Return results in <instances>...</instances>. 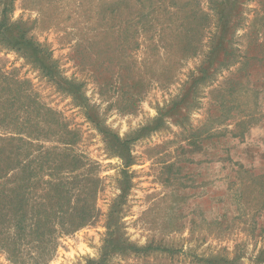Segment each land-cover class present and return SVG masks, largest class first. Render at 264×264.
<instances>
[{
  "label": "rangeland",
  "instance_id": "rangeland-1",
  "mask_svg": "<svg viewBox=\"0 0 264 264\" xmlns=\"http://www.w3.org/2000/svg\"><path fill=\"white\" fill-rule=\"evenodd\" d=\"M4 8L56 71L0 42V264H264V0Z\"/></svg>",
  "mask_w": 264,
  "mask_h": 264
},
{
  "label": "trees",
  "instance_id": "trees-1",
  "mask_svg": "<svg viewBox=\"0 0 264 264\" xmlns=\"http://www.w3.org/2000/svg\"><path fill=\"white\" fill-rule=\"evenodd\" d=\"M218 10V9H217ZM8 8H4L2 10L3 13V17L0 20V42L4 43L6 46L8 47H17L19 48L20 51L23 52V55L28 57L29 59H31L34 64L39 67L42 72H46L48 75L51 76H55V71H56V67L53 66V64H51L50 62V54L43 48H41L37 43H35V41L31 38L28 37V28H26V25L24 23L20 22H10L8 17L6 16L5 13H7ZM229 12V11H227ZM197 13V12H194ZM196 18V17H195ZM208 16L200 13L199 17L197 18V21H207ZM221 18L219 16L218 18V22H220ZM203 21L198 22L197 24L200 25L201 23H203ZM217 22V23H218ZM195 24L196 25V21L191 20L189 22V24L187 25H192ZM193 26V32H196L194 25ZM190 49L194 50V46H191L190 43ZM225 49L223 45H221V43H217L216 45H212L211 46V52L209 53L208 56V66L204 67V70L207 71L209 68V61L210 62H214L213 56L216 57V53L218 50H222L223 54L225 52ZM255 57V56H254ZM224 58L222 59H218L216 60V64L218 66L224 64ZM64 83L68 86L71 85V83L69 81H64ZM72 86V85H71ZM79 87V86H78ZM80 88V87H79ZM71 93H74L72 89H68ZM161 119H158V121H160ZM155 129V128H153ZM153 129H144L145 130V134L151 132ZM110 142L109 145L112 147H117V149L120 151L119 153H121V157H123L124 159H127V156H124L126 154V152H128V142L127 141H121L119 140L117 137L110 135ZM137 138H135L134 140H136ZM129 154V152H128ZM126 164H128V160L126 161ZM52 191H53V196L52 199H59V185H54L52 187ZM1 211V210H0ZM112 243V241L110 242V244ZM112 247V246H111ZM133 248V247H132ZM134 249V248H133ZM155 249H159V248H155ZM205 263L207 264H215L213 263L212 260H205ZM226 263V261H225ZM228 264V262H227Z\"/></svg>",
  "mask_w": 264,
  "mask_h": 264
}]
</instances>
